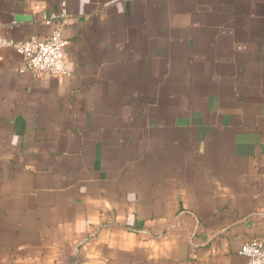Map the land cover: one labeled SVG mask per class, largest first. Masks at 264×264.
<instances>
[{
    "label": "crops",
    "instance_id": "crops-1",
    "mask_svg": "<svg viewBox=\"0 0 264 264\" xmlns=\"http://www.w3.org/2000/svg\"><path fill=\"white\" fill-rule=\"evenodd\" d=\"M68 76L0 48V264H245L264 242V0H0Z\"/></svg>",
    "mask_w": 264,
    "mask_h": 264
},
{
    "label": "built area",
    "instance_id": "built-area-1",
    "mask_svg": "<svg viewBox=\"0 0 264 264\" xmlns=\"http://www.w3.org/2000/svg\"><path fill=\"white\" fill-rule=\"evenodd\" d=\"M57 19L58 22L45 38L31 35L28 39L15 42L5 38L0 31V48L14 47L22 56V68L34 75L46 74L51 76H68L70 69L66 64L65 50L66 39L62 36V27L70 23L71 18L66 13L63 3L56 14L44 17L49 23ZM0 21V28H1ZM245 256V264H264V242L262 239L252 238L241 248ZM70 264H78L72 261Z\"/></svg>",
    "mask_w": 264,
    "mask_h": 264
}]
</instances>
